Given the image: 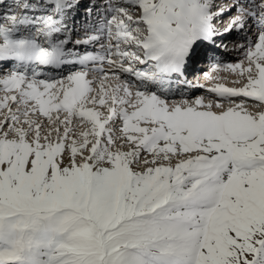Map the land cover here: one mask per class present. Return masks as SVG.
Here are the masks:
<instances>
[{
	"label": "snow or ice",
	"instance_id": "obj_1",
	"mask_svg": "<svg viewBox=\"0 0 264 264\" xmlns=\"http://www.w3.org/2000/svg\"><path fill=\"white\" fill-rule=\"evenodd\" d=\"M0 264H264V0H0Z\"/></svg>",
	"mask_w": 264,
	"mask_h": 264
},
{
	"label": "bare ground",
	"instance_id": "obj_2",
	"mask_svg": "<svg viewBox=\"0 0 264 264\" xmlns=\"http://www.w3.org/2000/svg\"><path fill=\"white\" fill-rule=\"evenodd\" d=\"M233 55H236V56H238L239 54L237 53V52H234L233 53ZM204 61V60H203ZM233 62H234V60H233ZM224 63H227V62H224ZM204 65V64H203ZM202 64H201V66H203ZM207 66H210L209 64H207ZM202 76V75H201ZM202 79H200V80H198V81H201ZM203 82H204V80H202ZM199 84V83H198ZM205 84V83H204ZM179 88H184V87H179ZM197 88H201L202 90L204 89L205 91H206V86L205 87H197ZM192 90H193V92L195 91V89H196V86H192V88H191ZM207 92V91H206ZM171 97H172V99H175V100H179V97H181V95H179V94H174V95H172L171 94Z\"/></svg>",
	"mask_w": 264,
	"mask_h": 264
},
{
	"label": "rangeland",
	"instance_id": "obj_3",
	"mask_svg": "<svg viewBox=\"0 0 264 264\" xmlns=\"http://www.w3.org/2000/svg\"><path fill=\"white\" fill-rule=\"evenodd\" d=\"M239 56V55H238ZM238 56H237V58H238ZM202 62V61H201ZM203 63V62H202ZM201 63V64H202ZM202 67V66H201ZM207 69V68H206ZM201 82H203L202 80L201 81H197V83H199V85H202L201 84ZM204 83V82H203ZM199 90H202L201 88H199ZM196 93H200V92H195L193 95H194V97H192V99H194L195 97H197L198 96V94H196Z\"/></svg>",
	"mask_w": 264,
	"mask_h": 264
}]
</instances>
